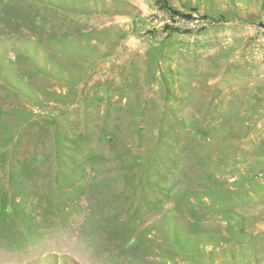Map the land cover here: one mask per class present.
<instances>
[{"label": "rangeland", "instance_id": "rangeland-1", "mask_svg": "<svg viewBox=\"0 0 264 264\" xmlns=\"http://www.w3.org/2000/svg\"><path fill=\"white\" fill-rule=\"evenodd\" d=\"M15 141L0 264H264V0H0Z\"/></svg>", "mask_w": 264, "mask_h": 264}, {"label": "trees", "instance_id": "trees-1", "mask_svg": "<svg viewBox=\"0 0 264 264\" xmlns=\"http://www.w3.org/2000/svg\"><path fill=\"white\" fill-rule=\"evenodd\" d=\"M51 6V5H49ZM52 6H56V4H53ZM37 116L34 114L28 115L27 118L24 121H19V126L18 129L21 131L22 129L25 128V126L27 125V121H34L36 120ZM18 131V134L19 132ZM55 136V134H54ZM3 145L0 144V179L4 180V192L2 193L3 197L5 196H9L11 197L13 194V189H14V185L11 183L12 179H13V166H15V159L18 160L19 158L21 160L26 159V156L21 157L19 155V151L21 149V147L18 145V142L15 141L13 142V146L11 148H5L2 149ZM55 146V145H54ZM56 146H58V143L56 144ZM18 154L19 157H16V155ZM58 153L56 151V153H54V157L58 158Z\"/></svg>", "mask_w": 264, "mask_h": 264}, {"label": "built area", "instance_id": "built-area-1", "mask_svg": "<svg viewBox=\"0 0 264 264\" xmlns=\"http://www.w3.org/2000/svg\"><path fill=\"white\" fill-rule=\"evenodd\" d=\"M153 21H154V22H158V23H162V22H163V20H162V16L160 15V16H156V17H154V18H153Z\"/></svg>", "mask_w": 264, "mask_h": 264}]
</instances>
